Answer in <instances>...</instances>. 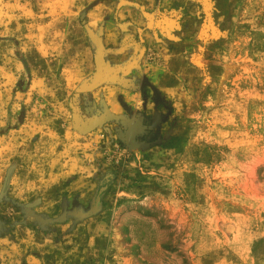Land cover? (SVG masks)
<instances>
[{"label": "rangeland", "instance_id": "rangeland-1", "mask_svg": "<svg viewBox=\"0 0 264 264\" xmlns=\"http://www.w3.org/2000/svg\"><path fill=\"white\" fill-rule=\"evenodd\" d=\"M0 264H264V0H0Z\"/></svg>", "mask_w": 264, "mask_h": 264}]
</instances>
